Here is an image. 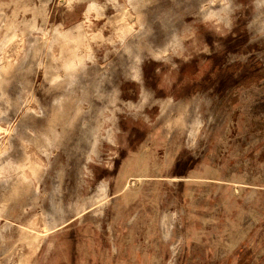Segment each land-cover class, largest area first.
<instances>
[{
	"label": "rangeland",
	"instance_id": "1",
	"mask_svg": "<svg viewBox=\"0 0 264 264\" xmlns=\"http://www.w3.org/2000/svg\"><path fill=\"white\" fill-rule=\"evenodd\" d=\"M144 11L194 19L196 50L172 73L207 117L198 134L209 146L197 149L205 170L173 195L168 179H129L145 195L131 196L128 228L105 226L117 212L99 195L95 229L90 217L79 221L87 206L77 190L112 164L90 163L93 138L82 124L116 50L140 37ZM191 55L194 64L182 61ZM43 223L50 232L36 238ZM126 243L129 253L115 248ZM187 247L209 257L188 264H264V0H0V264H114L117 254L171 264Z\"/></svg>",
	"mask_w": 264,
	"mask_h": 264
},
{
	"label": "crops",
	"instance_id": "2",
	"mask_svg": "<svg viewBox=\"0 0 264 264\" xmlns=\"http://www.w3.org/2000/svg\"><path fill=\"white\" fill-rule=\"evenodd\" d=\"M142 16L145 27L140 29V37H130L118 47L116 55L108 63L107 74L100 88L92 97L87 118L82 124V131L90 132L93 138L90 163L112 164L111 173L101 178L92 169L89 175L91 187L84 188L82 192L77 190V194L84 197L82 201L87 206L81 210L79 221L86 224L88 221L83 219L90 217V227L95 229L100 222L91 218L96 217L94 212L98 208L99 195L107 196V209L117 212V218L109 220L105 226L113 229L128 228L130 214L127 212L132 206L131 196L145 195L142 186L132 193L127 188L129 179L141 180V185L146 180L168 179L173 195L180 191L179 185L184 179L203 177L199 176L200 165L206 164L207 154L201 155L197 149L209 146L205 140L200 142L198 134L205 132L207 117L198 118L194 92L180 95V78L172 73L173 69L177 72L179 68L180 56L196 50L194 19L190 15L172 12L144 11ZM223 31L229 32L224 33L228 36L234 29L223 28ZM202 46L203 50L211 49L210 42H203ZM193 57L191 55L190 59L187 57L182 61L194 64ZM163 68L170 69V72L164 75ZM182 119L187 123L186 142L180 139L179 122ZM100 131L103 133V140L97 139ZM99 149L103 151L99 152ZM100 153L106 156L100 159ZM184 164L185 166H181ZM202 169L205 170L204 166ZM100 179L104 188L99 187ZM169 193L167 190L164 192L165 195ZM115 198H119L123 204L117 206ZM177 202L175 200L167 205L169 211H177L176 207L173 208ZM185 207V204H181L179 209L183 210ZM84 214L87 215L83 216ZM34 229L36 238L44 237L49 230L44 223L39 228L34 226ZM169 242L178 243L173 239ZM159 243H164L163 238ZM129 247V243L115 246L118 251L128 253ZM202 254L199 257L187 247V250L172 252L167 259L171 264H188V261L196 259H209L205 257V253ZM96 256L99 253H95L94 258ZM162 258L159 255L158 259ZM130 259L131 256L127 254H117L114 264H129L127 261ZM235 261L240 264L242 259L239 257Z\"/></svg>",
	"mask_w": 264,
	"mask_h": 264
}]
</instances>
